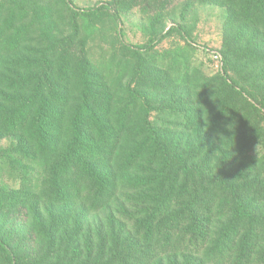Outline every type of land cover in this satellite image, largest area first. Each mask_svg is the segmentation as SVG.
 I'll return each mask as SVG.
<instances>
[{
    "label": "trees",
    "instance_id": "obj_1",
    "mask_svg": "<svg viewBox=\"0 0 264 264\" xmlns=\"http://www.w3.org/2000/svg\"><path fill=\"white\" fill-rule=\"evenodd\" d=\"M200 1L228 9L217 76L156 39L103 76L88 40L139 0L68 6L63 35L0 4V264H264V0Z\"/></svg>",
    "mask_w": 264,
    "mask_h": 264
},
{
    "label": "rangeland",
    "instance_id": "obj_2",
    "mask_svg": "<svg viewBox=\"0 0 264 264\" xmlns=\"http://www.w3.org/2000/svg\"><path fill=\"white\" fill-rule=\"evenodd\" d=\"M26 2V8L33 7L42 16L48 27L53 29L52 34L63 35L68 32L71 11L68 6L76 9H89L109 3L111 0H15ZM142 1V2H141ZM152 1V7L139 0L138 5L129 11L121 12V22L108 17L102 22L95 34L89 38L87 52L89 58L100 68L103 76L108 75V64L113 61L134 60L124 45L145 46L151 40H160L155 46V52L165 54L185 50L189 55V64L192 68L201 71L202 77L217 76L222 72V51L224 48L223 22L228 16L227 7L200 0H176L169 8H159ZM4 0H0L2 4ZM147 6V7H146ZM35 15L34 10L26 16L27 23ZM81 36L85 37L86 22L79 18ZM43 26V25H42ZM40 31L33 29L31 38L37 39ZM219 56L220 59H217ZM135 61V60H134ZM169 58L159 61L160 67H168ZM233 75V74H232ZM117 74L111 73V84H121L117 81ZM233 77L239 81L242 87H248L249 81ZM263 78V77H262ZM260 79L264 86V79ZM130 76L126 74L123 84L129 83ZM117 89L120 91V86ZM258 123L264 129V117L257 114ZM155 117V115L153 116ZM9 140H4L1 147L7 148ZM194 148V147H193ZM195 152V151H194ZM252 156L259 159L264 157V132L258 138ZM202 161V156H200ZM0 186L18 187L19 183L10 178L8 174L0 176Z\"/></svg>",
    "mask_w": 264,
    "mask_h": 264
},
{
    "label": "built area",
    "instance_id": "obj_3",
    "mask_svg": "<svg viewBox=\"0 0 264 264\" xmlns=\"http://www.w3.org/2000/svg\"><path fill=\"white\" fill-rule=\"evenodd\" d=\"M216 58H217V59H220L221 57L219 58V56H216Z\"/></svg>",
    "mask_w": 264,
    "mask_h": 264
}]
</instances>
